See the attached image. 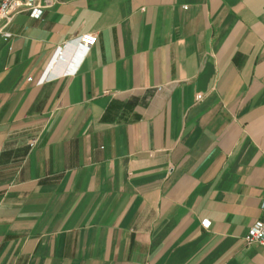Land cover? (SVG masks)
Listing matches in <instances>:
<instances>
[{
  "label": "crops",
  "instance_id": "0c3cea01",
  "mask_svg": "<svg viewBox=\"0 0 264 264\" xmlns=\"http://www.w3.org/2000/svg\"><path fill=\"white\" fill-rule=\"evenodd\" d=\"M7 30L0 264H264V0H54Z\"/></svg>",
  "mask_w": 264,
  "mask_h": 264
},
{
  "label": "built area",
  "instance_id": "2783aa9c",
  "mask_svg": "<svg viewBox=\"0 0 264 264\" xmlns=\"http://www.w3.org/2000/svg\"><path fill=\"white\" fill-rule=\"evenodd\" d=\"M54 0H0V36L8 38L10 33L8 25L14 16L22 11H26L30 16L38 18L45 8L51 6ZM97 36L95 33H82L73 38V41L83 54H87L95 44ZM55 59H62L61 49H56ZM30 79V78H29ZM43 78L37 82L41 83ZM203 95L196 94V100H201ZM260 210L262 217L257 219L248 229L244 238L247 244L259 243L264 246V198L261 200Z\"/></svg>",
  "mask_w": 264,
  "mask_h": 264
}]
</instances>
